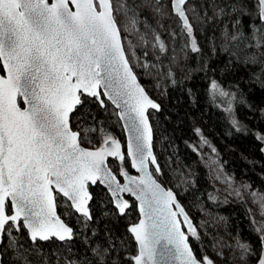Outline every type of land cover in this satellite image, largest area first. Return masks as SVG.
Returning a JSON list of instances; mask_svg holds the SVG:
<instances>
[{
  "label": "snow or ice",
  "instance_id": "snow-or-ice-1",
  "mask_svg": "<svg viewBox=\"0 0 264 264\" xmlns=\"http://www.w3.org/2000/svg\"><path fill=\"white\" fill-rule=\"evenodd\" d=\"M205 5L212 18L236 15V30L226 27L221 33L222 48L231 47L229 63L235 57L254 69L250 82L264 87V0H0V264L6 259L10 264H120L112 258L116 243L110 234L105 241L90 238L97 236L95 229L89 235L92 187L119 215L131 207L124 194L138 202L139 219L127 229L135 254L125 255L126 264H215L176 194L158 182L162 169L153 151L149 109L158 111L160 105L134 70L159 69L158 63L142 62L136 48L144 49L143 57L151 51L157 61L168 51L148 16L160 28L163 19L174 17L175 29H164L170 42L179 38L181 50L190 46L199 52L193 21L211 19ZM243 17L250 18L247 32ZM165 78L176 83L171 68ZM209 92L232 115L237 93L215 79ZM89 98L106 113L111 109L126 134L123 142L94 115L85 123ZM231 123L241 130L234 116ZM208 166L214 179L232 189L229 195L241 197L216 159L210 157ZM250 195L264 216V194ZM208 199L216 201L217 193L209 192ZM65 216L75 217L78 230ZM254 223L261 241L256 264H264V223ZM77 235L87 246L82 250L68 243ZM222 245L221 240L211 245L218 256ZM236 248L244 264L255 255L238 239Z\"/></svg>",
  "mask_w": 264,
  "mask_h": 264
},
{
  "label": "trees",
  "instance_id": "trees-1",
  "mask_svg": "<svg viewBox=\"0 0 264 264\" xmlns=\"http://www.w3.org/2000/svg\"><path fill=\"white\" fill-rule=\"evenodd\" d=\"M194 2L198 4L199 0ZM205 7L211 19L203 22L193 21L200 51L188 52L182 68L175 64L176 60H172L173 55L176 59L178 56L175 47L178 38L176 43L172 44L164 30L169 25L175 29V18L163 19L161 24L164 28H160L155 20L148 16L149 23L161 33L168 45V54L163 56L162 60L157 61L150 53L145 57L150 63L159 64V69L152 71L156 74L162 91H154L155 81L148 79L152 78L150 77L152 74H148L145 78L139 71L134 70L147 93L160 105L158 112L149 111L153 130V149L162 169L158 181L165 188L174 191L197 227L204 251L215 261V264H244L236 248L237 239L240 243L251 246L255 255L248 258V264H256L261 241L248 207L243 202L227 201L219 196L216 201L208 199V193L216 191L211 183L208 169L201 161L199 151H193L192 146L194 140L201 141L200 138L203 136L216 149V152L212 153L225 175L235 182H246L259 192H264V150H262L264 141L258 139L257 135L264 136V87L250 82L251 72L255 71L254 69L237 63L235 57H231L232 62L229 63L231 47L229 51H224L222 48L224 41L221 33L226 27L229 32L236 30L233 27L236 15L212 18L211 7L209 5ZM242 24L247 32L250 18L243 17ZM169 68L176 80L175 84L165 78ZM157 72L165 75H157ZM213 79L222 87L237 93V100L233 101L232 105V115L225 111L220 97L212 99L209 85ZM91 99L89 98L85 109V123H91V117L94 115L123 142V130L115 123L116 117L111 115V109L106 113L97 103L90 102ZM233 116L240 124V131H237L231 123ZM204 146L211 150L207 145ZM129 170L131 172V169ZM90 192L94 195V201L91 202L93 220L90 222L89 235L91 229L97 232L96 237L90 236V238L105 241L110 234L116 243V252L113 253L112 258L118 259L120 264H126L125 255L135 254L136 248L134 239L127 232L131 223L138 220L136 203L126 196L131 207L126 210L125 215H119L113 205L103 200L99 189L92 187ZM63 211V208L57 209L58 214H62ZM63 218L74 230H78L75 217ZM216 240L223 242L220 248L222 256H218L212 249L211 245ZM189 242L194 250L199 249V244L191 237ZM60 243L55 242L57 245ZM68 243L77 250L87 247L80 235ZM5 264L10 262L6 259Z\"/></svg>",
  "mask_w": 264,
  "mask_h": 264
},
{
  "label": "rangeland",
  "instance_id": "rangeland-1",
  "mask_svg": "<svg viewBox=\"0 0 264 264\" xmlns=\"http://www.w3.org/2000/svg\"><path fill=\"white\" fill-rule=\"evenodd\" d=\"M165 2H167V0H165ZM141 30H143V28ZM196 34L197 33H196V30H195V27H194V36H195L196 41H197L198 39H197V35ZM161 38L163 39L162 35H161ZM130 39L132 40L133 43H136V38L135 37H130ZM181 44H182V41L178 38V41H177V43L175 45L176 53L178 55L177 59L175 61V64L177 66H179L180 68H182L183 64L185 63L188 52H193V51H191L190 46L188 48H184L183 50H181ZM197 45H198V47L200 49V45H199L198 41H197ZM143 51H144L143 48H140V47L136 48L137 55H140L142 57V62H144V61L149 62L147 59H145V57H143ZM149 53H150V55H152V57L155 58V56L152 54L151 51H149ZM196 53H199V52H196ZM167 54H168V51H167V53H165L164 55L161 56L160 60H162L163 56H167ZM135 69L137 71H139V73L142 76H144L145 78L148 77V74L145 73V70L143 68L136 67ZM150 77H152V78H148L149 81H155L154 83L156 84V87H155L154 91L155 92L162 91L160 89V87H157L158 81L156 79V74L154 73V71H152V76H150ZM193 145H195L197 147V149H198V151H199V153L201 155V161L204 164V166L208 169L211 183H212L216 193L218 194V196L223 198V199H225V200H227V201L243 202L248 207V210H249V213L251 215V219H252V222H253L255 228L258 225L255 224L254 221L259 222V223H264V216H262L260 214L261 213L260 205L257 204V203H254L253 202V198L250 195V193H252V192H257L259 194H264V192H259L258 190H256L255 188H253L249 184H247L246 182H235V181L232 180V188L241 189L242 195H241V197H237V196H235V194L229 195V193L232 191V189L229 188L226 184L221 183L219 180L214 179L215 172L213 171V169H211L208 166V160H209L210 157L213 158V159H216L215 156L213 155L212 151L210 149L206 148L204 145L202 146L200 140H194L193 141ZM218 164H219L220 168L222 169V167H221L219 162H218ZM222 174L225 175L223 169H222ZM243 185H248L249 187L245 190L242 187Z\"/></svg>",
  "mask_w": 264,
  "mask_h": 264
},
{
  "label": "water",
  "instance_id": "water-1",
  "mask_svg": "<svg viewBox=\"0 0 264 264\" xmlns=\"http://www.w3.org/2000/svg\"><path fill=\"white\" fill-rule=\"evenodd\" d=\"M139 80V79H138ZM140 82V81H139ZM141 83V82H140ZM142 85V84H141ZM143 86V85H142ZM147 92V91H146ZM149 95V94H148ZM150 96V95H149ZM151 97V96H150ZM159 110H160V108H159ZM158 110V111H159ZM149 111H153V112H158L157 110H155V109H149ZM150 121V120H149ZM123 130V129H122ZM123 133H124V131H123ZM125 133H124V140H125ZM153 151H154V149H153ZM155 154V153H154ZM131 173L132 174H136L135 173V171L133 170V169H131ZM159 182V181H158ZM163 186V185H162ZM167 189V188H166ZM173 191V190H172ZM174 192V191H173ZM175 194V193H174ZM126 196H128L129 198H131L136 204L138 203V202H136L135 201V199H134V197H130L128 194H124V197L126 198ZM177 197V196H176ZM177 200H178V198H177ZM179 201V200H178ZM180 203V202H179ZM181 204V203H180ZM137 211H138V209H137ZM118 212V211H117ZM186 212V211H185ZM189 216V215H188ZM190 218V217H189ZM138 219H139V212H138ZM182 219V218H181ZM138 221V220H137Z\"/></svg>",
  "mask_w": 264,
  "mask_h": 264
}]
</instances>
